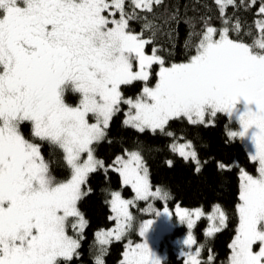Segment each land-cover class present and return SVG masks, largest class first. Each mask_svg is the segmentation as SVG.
Returning <instances> with one entry per match:
<instances>
[{"label":"snow or ice","instance_id":"6c2138e0","mask_svg":"<svg viewBox=\"0 0 264 264\" xmlns=\"http://www.w3.org/2000/svg\"><path fill=\"white\" fill-rule=\"evenodd\" d=\"M214 2L222 27L205 22L197 31L193 24L185 42L191 54L174 62L155 46L146 52L153 38L144 32L154 37L161 30L154 21L161 19L156 11L165 0H0V264H71L88 224L78 205L91 192L85 190L90 174L100 169L117 172L122 187L135 195L126 199L121 191L110 192L106 203L115 227L95 234V264H106L108 246L128 236L137 202L171 220L166 206L171 193L152 184L140 150L125 149L109 165L95 155L94 145L107 138L122 106H127L125 126L173 137L170 150L194 164L196 174L207 161L199 159L192 141H175L170 122L208 127L223 114L238 125L227 136L248 146L258 174L240 170L238 224L227 264H264V0L256 33L250 27L244 31L251 43L228 9L256 0ZM178 14L175 9L163 23L178 21ZM136 20L144 21L140 32L131 27ZM135 82H142L139 94L125 96L124 86ZM69 92L78 95V103L66 102ZM45 144L62 154L64 179L53 175ZM167 163L171 167L173 161ZM217 167L229 170L219 161ZM155 201L165 203L162 212L153 207ZM174 215L189 230L182 241L184 264H214L211 249L207 262L201 258L204 246L191 230L206 219L205 236H215L227 226L225 210L215 204L206 214L203 206L177 204ZM155 224L148 219L140 225L143 242L128 240L120 264H164L151 243Z\"/></svg>","mask_w":264,"mask_h":264},{"label":"trees","instance_id":"16d2710c","mask_svg":"<svg viewBox=\"0 0 264 264\" xmlns=\"http://www.w3.org/2000/svg\"><path fill=\"white\" fill-rule=\"evenodd\" d=\"M260 3L261 0H256L255 5L228 9L229 16L241 20L243 25L241 36L249 43H251V37L244 35V31L250 27L253 34L256 33L255 21L259 18L257 13ZM175 9H179V20L164 24L163 20ZM141 15L146 14L141 13ZM156 15L161 17L160 20L154 21L161 25V30L157 31L154 37L151 31L144 32L146 38H153V44L146 47V52L150 54L152 47L155 46L160 50L161 55L174 62H181L191 54L185 47V42L191 39L189 33L192 31L193 24L197 31L203 28L205 22L218 29L222 27V19L214 0H165L164 5L157 9ZM149 19H152L151 15ZM143 24L142 20L132 21L131 27L134 31L140 32ZM232 36L236 38L234 33ZM141 88L142 82L124 86L125 96L134 98ZM78 100V95L71 92L66 94V102L74 105L78 103ZM126 108L127 106H122V110L113 116L107 130V138L94 146L96 157L103 160L105 165H109L117 156L122 155L125 149L140 150L149 168L152 184L163 186L170 191L172 199L167 202V205L172 211L179 204L189 209L203 206L207 213L213 205L219 204L229 216L227 226L215 236L206 237L208 221L201 219L193 228V235L197 245L204 246L201 258L205 262L208 260L209 249H211V254L215 256L214 264H227L230 254L229 244L238 224L235 205L238 202L240 170H246L252 175L258 173L257 163L251 161L242 142L228 138L227 132L233 127L232 122L223 114H218L214 125L208 127L190 125L183 119L170 122L168 131L175 133V141L177 143L192 141L199 159L202 162L207 161L202 171L196 174L194 164L186 163L170 150L169 145L174 142L173 137L159 132L154 134L148 130L141 133L125 126L123 121ZM181 137L183 139H180ZM42 151L46 158L51 160L53 175L57 179H64L68 175V169L59 150L53 151L45 144ZM169 160L173 161L171 167L167 163ZM218 161L229 165V170H219ZM88 188L91 192L78 205L88 224L84 229V238L78 250L79 256L74 257L71 264H95L99 248L95 234L100 230H109L115 225V222L109 219L112 214L109 204L106 203L111 199L110 192L121 191L126 199L134 197L130 188L122 187L119 174L111 170L105 173V170L100 169L90 174L85 190L87 191ZM162 202L155 201L153 204L162 207ZM146 207L145 202L139 201L136 207L131 209L135 218L133 227H136L140 220L150 217L151 212L146 211ZM130 232L125 240L113 242L108 246L107 255L104 257L106 264H120L127 241L131 240L134 243L139 241L134 228ZM182 232L183 227H176L169 237L174 238ZM164 264H184L183 257H180L176 249L170 247Z\"/></svg>","mask_w":264,"mask_h":264},{"label":"rangeland","instance_id":"374dc122","mask_svg":"<svg viewBox=\"0 0 264 264\" xmlns=\"http://www.w3.org/2000/svg\"><path fill=\"white\" fill-rule=\"evenodd\" d=\"M229 119V118H228ZM230 122H232L230 119H229ZM233 124V122H232ZM131 128V127H130ZM134 129V128H133ZM136 130V129H135ZM230 130H239L238 129V125H235L233 124V127L230 129ZM237 140H239L237 138ZM240 141V140H239ZM180 143H184V142H180ZM242 144L244 145V147L246 148L247 152L249 153L248 151V146L242 142ZM95 146V145H94ZM257 167H258V164H257ZM258 174V173H257ZM256 174V175H257ZM135 195V194H134ZM130 199H134V197L130 198ZM163 203V206L162 207H157L156 205L153 204V207L156 209V210H159V211H163V208L165 206V203ZM168 208L169 206L166 205ZM176 207V206H175ZM175 207H174V210L172 211L170 208H169V211L173 213V216L171 218V220H168V221H164L162 218H157L155 217L154 213H151L150 217L148 218H145L143 219L142 221L140 220L137 224L136 227H133L134 228V231L135 233L138 235L139 237V241L136 242V243H141L143 242V238L140 237L139 235V228H140V225L148 220V219H153L156 221V224H155V227H156V231L154 233L151 234L152 236V246H154L155 250L158 252V254L161 256V258L163 259V261L165 260L166 256H167V251L168 249L171 247V248H174L176 249L179 253H180V257H183V263L185 262V259L186 257L184 255H182L183 252H185L187 249H186V246L182 243V241L184 239H186L187 237V234L189 232L186 224H182L179 219L177 217H175L174 213H175ZM147 209V207H146ZM212 211V208L209 210V212H207L206 214H210ZM208 223L207 222V226H208ZM115 227V225H114ZM113 227V228H114ZM176 227H183V232L182 234L174 237V238H170V234L171 232L174 230V228ZM132 228V229H133ZM207 228V227H206ZM131 229V230H132ZM130 230V231H131ZM192 233H193V229L191 230ZM131 233V232H129ZM134 243V242H133ZM127 244V243H126ZM126 247V245H125ZM195 247V246H193ZM230 255V254H229Z\"/></svg>","mask_w":264,"mask_h":264}]
</instances>
